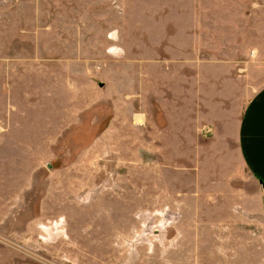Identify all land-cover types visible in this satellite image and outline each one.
<instances>
[{
	"label": "rangeland",
	"instance_id": "rangeland-1",
	"mask_svg": "<svg viewBox=\"0 0 264 264\" xmlns=\"http://www.w3.org/2000/svg\"><path fill=\"white\" fill-rule=\"evenodd\" d=\"M251 47L264 0H0V264H264L250 160L186 118Z\"/></svg>",
	"mask_w": 264,
	"mask_h": 264
},
{
	"label": "crops",
	"instance_id": "crops-1",
	"mask_svg": "<svg viewBox=\"0 0 264 264\" xmlns=\"http://www.w3.org/2000/svg\"><path fill=\"white\" fill-rule=\"evenodd\" d=\"M258 53L251 47L243 52L242 59L235 52L228 69L223 65L225 62L222 69L207 67L208 70L196 71L192 68L184 78L189 111L207 114L217 111L214 115L208 114L212 116L197 115L196 119L187 114L186 118L191 125L196 120L195 128L200 125L208 128L212 141L218 138L219 142L237 144L239 158L250 160V176L258 180L255 196L264 192V67H258L264 60ZM197 120L209 122L196 124Z\"/></svg>",
	"mask_w": 264,
	"mask_h": 264
},
{
	"label": "water",
	"instance_id": "water-1",
	"mask_svg": "<svg viewBox=\"0 0 264 264\" xmlns=\"http://www.w3.org/2000/svg\"><path fill=\"white\" fill-rule=\"evenodd\" d=\"M261 185H263V183H261Z\"/></svg>",
	"mask_w": 264,
	"mask_h": 264
}]
</instances>
